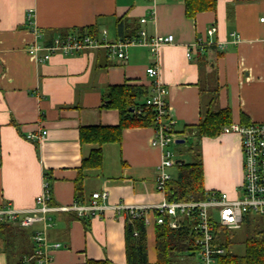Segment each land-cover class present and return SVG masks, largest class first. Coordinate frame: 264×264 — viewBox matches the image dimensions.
<instances>
[{"label":"crops","instance_id":"obj_1","mask_svg":"<svg viewBox=\"0 0 264 264\" xmlns=\"http://www.w3.org/2000/svg\"><path fill=\"white\" fill-rule=\"evenodd\" d=\"M262 17L264 0H216L215 10L192 18L186 15L185 0H0V210L15 209L22 217L35 208L45 176L53 207L87 203L93 193H108L102 214L81 218L74 211H59L50 215V227L39 222L13 232L10 250L0 241V264H15L17 252L33 249L37 231L49 245H61L50 249L53 264H127L131 219L115 206L152 208L165 199L155 185L162 159V150L151 144L155 129L129 127L121 142L104 144L102 166L83 170L77 194L82 161L96 148L81 144L80 129L118 125L119 111L107 107L105 94L120 85L144 86L151 94L153 79L146 72L151 66L159 69V80L168 89L179 139L190 140L189 133L210 108H230L233 123H241L242 115L248 124L264 122ZM213 26L216 32L209 36ZM88 27L110 44L148 42L156 35L175 40L160 45L156 57L147 45L129 46L125 60L109 56L105 46L73 55L56 53L46 62L28 52L33 43L49 45L58 35ZM201 41L204 45H197ZM41 130L49 132L43 140L30 139ZM198 139L205 190L235 198L243 183L240 135ZM145 218L148 262L155 264L156 213L149 210Z\"/></svg>","mask_w":264,"mask_h":264},{"label":"built area","instance_id":"obj_2","mask_svg":"<svg viewBox=\"0 0 264 264\" xmlns=\"http://www.w3.org/2000/svg\"><path fill=\"white\" fill-rule=\"evenodd\" d=\"M33 10L28 13L29 23L33 25ZM146 22V18L142 19ZM264 22V17L261 18ZM216 32L213 26L208 30V35L212 36ZM103 34H106L104 31ZM141 35L145 38L146 32L142 31ZM173 35H156L150 41L145 39H132L118 41L117 43H107L100 41L97 37L89 35L87 32L72 33L67 35H58L49 45H39L33 43L29 46L28 52L39 62L49 61L50 57L56 53L73 55L87 49H97L104 47L108 50V55L117 57L118 60H125L128 55L125 49L132 45H147L151 49V56L156 57L160 45L173 44ZM197 45L203 46L204 43ZM191 58V53H187ZM148 76L153 79L152 93L145 100L148 107H152L156 112L157 125L155 128V137L151 144L162 150V159L157 167L156 187L157 190L164 194L165 199L159 205L154 207L147 206H126L118 205L115 209L120 214H126L131 220L142 218L145 224L146 212L154 210L156 213V223L163 224L166 218H170L169 226L176 229L180 226L185 217L196 218L195 224V243L198 250L200 264H217V257L226 255V249L214 243V223L228 228L237 230L243 225L246 215L257 214L264 217V122H253L250 124L232 123L223 127L222 134H238L241 137V149L243 155V183L238 195L231 198L227 193L218 191H206V198L202 201L188 202H169L166 198V183L172 178L170 170L177 164L173 158V153L169 149L170 145L176 144L179 139V133L175 131L176 121L170 116L169 105L167 101L168 89L159 80V69L156 66L148 67L146 70ZM142 109L135 111L137 115L142 113ZM46 130L32 133L30 139L40 142L47 135ZM42 193L36 198V207L23 212L15 209L0 210V222L11 223L20 228L26 229L33 227L39 222H43L45 227L52 224L50 215L55 212L63 211L76 212L81 218L93 217L102 214L106 208L103 202L108 198L107 192L93 193L89 202L74 203L71 206L53 207L52 188L45 176ZM146 219V221H145ZM35 243L34 254L25 257L22 264H28L34 261L36 264H53L50 254L51 248H59L60 244L49 245L46 236L37 231L33 237Z\"/></svg>","mask_w":264,"mask_h":264},{"label":"trees","instance_id":"obj_3","mask_svg":"<svg viewBox=\"0 0 264 264\" xmlns=\"http://www.w3.org/2000/svg\"><path fill=\"white\" fill-rule=\"evenodd\" d=\"M186 15L194 17L199 12L213 11L216 9V0H185ZM91 36L96 37V30L88 27L83 30ZM83 33V32H81ZM63 36V35H62ZM149 91L144 86L120 85L112 86L105 94L107 107L119 111L120 122L116 126H88L80 129L81 144L95 145L88 158L83 159L81 173L77 178L76 191H82L84 169H97L102 166V146L108 143H119L123 138V131L134 126L157 125L156 112L152 107H147L145 100L149 97ZM142 109L137 115L135 111ZM232 113L230 108H210L200 119L196 128L191 130L190 137L196 140L190 144L189 153L193 159L184 162L178 159L175 165L173 178L166 183V198L169 202L202 201L206 198V190L203 182L202 151L199 143L200 137L220 136L223 127L232 124ZM242 124L246 122L242 115ZM170 218H166L163 224H157L155 230V250L157 260L155 264H200L198 250L195 243L197 237L195 231L196 218L185 217L180 226L173 229L169 226ZM214 223V243L224 247L226 255L217 257V264H264V217L257 214L245 216L243 225L245 227L242 243L245 245L243 255L231 252L233 244L240 241L238 230L228 229L219 223ZM126 253L127 264H149L147 254V231L144 219L139 218L129 221L126 227ZM23 228L14 227L11 223L0 222V241L10 250L12 247L11 234L22 233ZM33 242V240H32ZM33 249L25 250L23 255L17 254L15 264H22L25 257L34 254ZM197 259V260H196ZM30 264H36L32 261ZM85 264H109V261L88 260Z\"/></svg>","mask_w":264,"mask_h":264},{"label":"rangeland","instance_id":"obj_4","mask_svg":"<svg viewBox=\"0 0 264 264\" xmlns=\"http://www.w3.org/2000/svg\"><path fill=\"white\" fill-rule=\"evenodd\" d=\"M207 85L210 87L209 83ZM211 85L214 86V82ZM195 140L196 139L194 137H192V138L190 137V140H186L185 143H183V144H172V145H170L169 149L173 153V158L175 160L185 159L188 162H191L193 157L189 153L188 148L190 147V144ZM170 172L173 174L175 172V167H173L170 170ZM244 231H245V227H243L242 229H239L237 235L240 237V241L238 243L233 244L232 247L230 248L231 252H233L237 255H243L245 252V245L241 241L242 238L244 237L243 236Z\"/></svg>","mask_w":264,"mask_h":264},{"label":"water","instance_id":"obj_5","mask_svg":"<svg viewBox=\"0 0 264 264\" xmlns=\"http://www.w3.org/2000/svg\"><path fill=\"white\" fill-rule=\"evenodd\" d=\"M185 141L184 140H182V139H178V141L176 140V144H183Z\"/></svg>","mask_w":264,"mask_h":264}]
</instances>
